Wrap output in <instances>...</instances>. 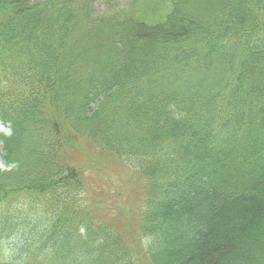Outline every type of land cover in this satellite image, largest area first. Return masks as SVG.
I'll list each match as a JSON object with an SVG mask.
<instances>
[{
    "label": "trees",
    "instance_id": "trees-1",
    "mask_svg": "<svg viewBox=\"0 0 264 264\" xmlns=\"http://www.w3.org/2000/svg\"><path fill=\"white\" fill-rule=\"evenodd\" d=\"M97 1L0 0V264H136L86 218L82 138L151 264H264V0Z\"/></svg>",
    "mask_w": 264,
    "mask_h": 264
},
{
    "label": "rangeland",
    "instance_id": "rangeland-1",
    "mask_svg": "<svg viewBox=\"0 0 264 264\" xmlns=\"http://www.w3.org/2000/svg\"><path fill=\"white\" fill-rule=\"evenodd\" d=\"M139 9L146 10L148 15L160 16L164 12V4H167L165 0H137ZM127 0H117L115 6L123 7L127 5ZM97 9L104 10V0L97 1ZM167 6V5H166ZM142 8V9H141ZM157 10H159L157 12ZM166 10V9H165ZM155 19V18H154ZM153 19V20H154ZM63 133H66L65 131ZM65 138L68 141V135L65 134ZM67 144V143H66ZM67 145L64 151H60L63 155L64 161L68 165L74 166L78 174L84 173L79 178L85 184V189L81 193L80 203L84 204L87 208L85 209L86 218L92 219L94 222L106 221L117 233L119 238L125 241L127 249L135 259L136 264H151L149 254L146 249L147 238L143 236L142 232L138 230L137 224L140 221V215L136 211L131 209L120 211L109 212L108 206H113L112 201L109 200L111 196L118 199L121 192L124 190L122 182L119 180L120 173L129 175V169L123 165L121 161L116 160L112 155L109 157L106 154L98 151L93 143L86 138L80 140L78 147ZM115 170V171H113ZM118 173V174H117ZM117 174V175H115ZM112 197V198H113ZM115 204L120 207L121 202L116 201ZM25 208L28 205H24ZM37 214L43 209V205L39 204ZM114 210V207H112ZM132 212V216H126ZM36 216V213L34 214ZM125 216V218H124ZM97 225V224H96ZM93 225V228H96ZM84 235L89 236L88 233L83 231L81 234L82 248L85 250L88 239L83 240ZM14 239V238H13ZM86 242V243H85ZM89 242V241H88ZM85 257L90 264H95L92 255L89 252L86 253ZM84 257V256H83Z\"/></svg>",
    "mask_w": 264,
    "mask_h": 264
},
{
    "label": "clouds",
    "instance_id": "clouds-1",
    "mask_svg": "<svg viewBox=\"0 0 264 264\" xmlns=\"http://www.w3.org/2000/svg\"><path fill=\"white\" fill-rule=\"evenodd\" d=\"M8 134H11L10 129H4Z\"/></svg>",
    "mask_w": 264,
    "mask_h": 264
}]
</instances>
